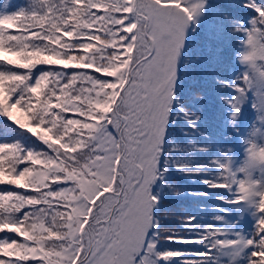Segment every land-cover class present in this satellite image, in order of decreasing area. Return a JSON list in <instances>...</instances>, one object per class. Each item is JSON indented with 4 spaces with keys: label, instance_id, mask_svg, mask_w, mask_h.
Instances as JSON below:
<instances>
[{
    "label": "trees",
    "instance_id": "1",
    "mask_svg": "<svg viewBox=\"0 0 264 264\" xmlns=\"http://www.w3.org/2000/svg\"><path fill=\"white\" fill-rule=\"evenodd\" d=\"M34 2L0 0V232L7 231L0 233V237L11 240L0 241V255L9 258L0 260V264H12L13 258L26 261L37 257L45 264H67L65 246L72 241L67 234L86 215L70 201L69 195L73 193L78 201L84 197L86 192L76 174L89 161L91 148L98 146L89 139L97 140L99 135L97 128H89L90 121L98 119L102 129L108 113H113L111 119L123 113L121 104L114 107L117 95L107 112L98 109L94 99L109 97L127 81L128 70L135 67L134 61L141 51L139 40L124 44V36L119 35L121 29L112 27L122 19L115 14L132 11L135 0L127 6H123L122 0H75L71 14L52 13L49 9L42 14L25 15ZM248 3L264 6V0H207L199 20H191L186 29L153 190L158 200L152 214L159 228H152L150 233L156 242L155 254H182L159 255L155 264H249L256 259L251 254L257 246L240 241L257 233L259 217L264 215L258 207L259 197H254L253 202L255 218L238 221V231L231 234L226 218L231 214L236 191L210 187L205 182L221 171L215 161L228 164L243 118L248 121V147L240 155L241 171L255 135L261 133L258 143H264V123L258 109L255 107L251 113L250 105L240 108L239 103L233 119L230 103L240 96L231 84L240 83L238 77L248 68L238 58L247 34L236 30V22H243L247 29L258 15L255 8L246 6ZM100 7L104 14L95 17L91 9ZM134 30L137 24L129 23L126 31ZM245 47L246 52V43ZM64 69L72 72L65 73ZM90 69L113 79L101 80ZM31 76L34 82L30 83ZM17 92L15 103H9ZM251 92L255 104L254 90ZM182 108L200 114L195 128L185 119ZM69 112L74 115L65 118L64 113ZM258 146L264 151V145ZM31 170H36L35 176L26 174ZM251 172L257 177L256 168ZM238 176L242 182L248 179L242 172ZM65 181L72 184L65 188ZM52 185L57 186L53 189ZM256 194L264 201V194ZM186 216L195 219L188 224L181 219ZM166 229L176 230L175 234L185 240L164 239L172 234ZM209 230L216 235L202 242L191 241V237ZM87 232L89 241L95 239L93 226ZM218 240L237 243H216L209 251V244Z\"/></svg>",
    "mask_w": 264,
    "mask_h": 264
},
{
    "label": "snow or ice",
    "instance_id": "2",
    "mask_svg": "<svg viewBox=\"0 0 264 264\" xmlns=\"http://www.w3.org/2000/svg\"><path fill=\"white\" fill-rule=\"evenodd\" d=\"M74 3L75 0H48L47 4L45 0H35L24 14L28 15L33 12L42 14L49 9L52 13L71 14L70 8ZM113 3H117V0H113ZM131 3L132 0H122L123 6ZM246 6L255 8L258 15L252 18L251 27L247 29L243 27V22H236V30L245 31L247 34L245 41L247 51L243 55V60L247 63L248 68L238 77L240 83L233 82L231 86L241 95L250 89L254 90L256 97L254 107L258 109L259 119L264 123V6H257L255 3H248ZM201 7L202 3L185 4L184 0H180L179 6H170L168 0H135L132 11H121L115 14L122 19L120 24H114L112 27L121 29L119 35L124 36L122 43L128 44L130 41L139 40L141 41L139 44L141 51L139 57L134 61L133 74L127 79L123 89H118L122 98L125 93H128L125 98L127 110L123 112L122 116H117L115 119H111L113 113H108L101 126L102 131L106 132L111 140H108L106 136L107 143L105 144L95 138H89L92 144L99 145L91 148L87 163L88 170L85 173L94 182L95 190L88 193V199L85 200L83 207L86 215L79 218L77 227L83 225L84 229L89 226L95 228V246L93 247L91 241H86L85 233L80 231L78 236L74 235L69 245L65 246L68 253L67 264H73V261L75 264H121V258L115 253L121 249V246L129 243L133 234H135L134 247L129 250L131 258L128 264H155L152 255L155 252L156 242L149 239L146 233L150 228H159L157 221L152 216V208L158 198L151 193L150 185L159 172L158 157L163 148L162 136L165 132L166 121L171 113L174 97L177 53L182 46L186 27L198 15ZM91 12L95 13V17H99L103 16L104 9L103 7L93 8ZM129 23L137 24L139 36L137 30L126 31ZM104 34L107 35V32ZM81 39L86 40L87 37H81ZM71 51L80 50L71 49ZM120 51L123 52L124 49L121 48ZM65 70V73L72 72ZM88 71L101 80L113 79V77L105 76L93 69ZM29 82H34L32 76ZM18 95L19 92L13 94L9 103H15ZM195 95L199 96L200 94L196 93ZM230 103L233 109V119H235L239 111V100L234 99ZM181 111L189 125L195 128V122L201 118L200 114L186 108H182ZM73 115L71 112L64 113L65 118ZM13 122L15 123V121ZM121 139L123 143H118L117 141ZM258 144L264 145V143ZM47 149L48 153L52 152L48 146ZM214 163L221 171L215 178L205 182L210 187L235 189L236 196L232 201L234 203L248 202L249 194L243 188L245 182L235 179L240 172L233 170L230 164H225V162L215 161ZM23 165L25 167L27 161ZM18 167L23 168L21 165ZM125 169L127 172L124 171ZM129 173L131 175H128ZM123 176L128 177L126 181L122 178ZM252 179L255 180L254 177ZM63 184L67 188L72 184V181H65ZM261 184L262 182L259 181L254 187L256 192L264 194V187ZM56 186L52 185L53 189ZM256 192L251 193V199L259 197L258 207L261 212H264V201L261 200V195H257ZM105 197L111 198L108 210H104L102 204ZM23 211L21 210V215H23ZM98 216H103V219H98ZM181 219L191 224L195 217L186 216ZM93 221L96 222L95 225H93ZM164 231L172 233L163 237L164 239L179 242L185 240L183 236L176 235L174 229ZM6 232L5 230L0 233ZM156 235L159 233L157 232ZM215 235L216 232L209 230L204 235L193 236L190 239L192 242H202ZM19 239L22 238L19 237ZM5 240L11 243L7 236L0 237V241ZM216 243L236 244L237 241H214L209 244V251ZM240 243L257 246V250L251 254L256 259L250 260L249 264H264V215L259 217L257 233L254 237L246 241L242 239ZM181 254L179 251L156 253L157 256L166 257ZM8 259V257L0 255V260ZM30 261L45 264V261L38 257L29 258L26 261H18L13 258L12 264H28Z\"/></svg>",
    "mask_w": 264,
    "mask_h": 264
},
{
    "label": "rangeland",
    "instance_id": "3",
    "mask_svg": "<svg viewBox=\"0 0 264 264\" xmlns=\"http://www.w3.org/2000/svg\"><path fill=\"white\" fill-rule=\"evenodd\" d=\"M179 2H180V0H168V4L170 6H179ZM184 3L185 4L202 3V7H201L198 15H196L195 18L193 19V20H197V19L199 20L200 15H201L200 13L203 12V10H204L203 6L207 4V0H184ZM202 8H203V10H202ZM187 27H186V29H187ZM139 35H140V33L138 34V36ZM185 35H186V30H185ZM185 39H187V38L184 37L182 46L180 47V49L178 50V53H177V57H176V61H175L174 82H175L177 76L179 75V66H180V62H181L180 59H181V55L183 52V45H184ZM140 42H139V44H140ZM245 48H246L245 43L243 42V44H242L243 51L241 52V54L238 57L240 60V63L243 64V66L246 65V62L243 60ZM132 69L133 68H129L127 79L132 75ZM243 71H245V70H242V72ZM121 75H123V77H124V72H122ZM124 84H125V82L121 83V87H119L118 89L122 90ZM118 89H117V91H112V93L109 97H105L104 99H101V100L100 99L98 100V97L96 96L95 97L96 99H94V105L96 107H98V109L102 110V112H107V111H109V107L112 105V103L116 99L115 96L117 95V100H116V102H114V107L116 108L119 104H121L123 112L126 111L127 109H126V99L125 98L127 97L128 93H125L124 97L122 98V97H120V92L118 91ZM238 100L240 103V108L243 107L244 105H247V106L250 105V112L251 113L254 112L255 107H254V104L252 103L251 89L242 95L240 94V96L238 97ZM122 115H123V113L120 115L116 114V116H122ZM103 116H104V114L102 115V117ZM167 121H166V123H167ZM247 122L248 121L245 118H243L242 124H241L239 130L236 132L237 143H236L235 148L233 149L232 154L228 160V164H230V167L233 170H238L239 172L241 171V168L239 166L240 155L242 152L246 151V149L248 147V144H247L248 138L246 136ZM99 123H101V121H99L98 119L90 121L89 128L90 127L94 128V129L97 128V131H98L97 133H99V135L97 136V140L100 141V143L106 144L107 142L105 141V137L107 136L108 140H111V137L108 136V134L103 133L102 129H100V127H99L100 126ZM259 135H261V133H258L255 135L256 139H255L253 145L251 146V151L249 153H247V154H249V156H248L247 162L245 164V167L241 171L244 176H246V177L248 176L247 181H244L245 183H243V188L249 194V201L248 202L234 203L232 205V208L230 211L231 214H229V216L226 218L227 221L229 222V229L228 230L231 232V234L236 233L238 231L236 229L238 226V221L243 222V220H247V218L254 219L256 216V207L253 205L254 197L251 199V193L256 192L254 185L257 184L259 181L262 182L261 186L264 187V174H263L264 166H262V165H264V151H262L260 149V147L258 146V143H257L259 140ZM43 140L46 141V135L43 136ZM162 140H163V136H162ZM117 142L123 143V140H122V142H120L119 140ZM158 161H159V158H158ZM87 163H84L83 166H81V170L79 171V173L76 174L77 175L76 180H79V185H80L81 189L86 192L84 194L85 200L88 199V193L95 190L94 182L90 179L89 176L85 175V173L88 170L87 169ZM252 168H256V171L258 172L257 177H255V175L251 172ZM124 171L127 172V169H125ZM35 172H36V170H31V171H28L26 174H28L29 176H35ZM128 175H131V173H129ZM238 175H239V173H238ZM37 176L39 177L40 175H37ZM238 177L239 176L235 177V179H238ZM253 177L255 178V180L252 179ZM104 178H106V177H104ZM122 178L126 181L128 177L123 176ZM157 178H158V176L150 185V191L152 194H153V190L155 189L154 186L157 182ZM68 194H70V192H68ZM77 195H80V193ZM69 199H70V201H72V203H74V204L76 203V206L78 204L83 209L84 203H85L84 199H80L78 201L76 196L73 195V193H71V197L69 195ZM110 203H111V198L105 197V201L102 202L104 210L109 209ZM152 216H153V214H152ZM98 219H103V216H98ZM95 223L96 222L93 221V225H95ZM71 227H72V228H70L71 230L67 234V236L70 237L71 240H73L74 235L78 236L79 232L83 231L85 233L84 239L86 241H89L88 237H86V234L88 233L87 229H84L82 227H79L80 229H78L76 227V225L71 226ZM151 229L152 228H150L147 231L146 235L149 239L155 241L154 237L150 235V233H152ZM93 236L94 237L96 236L95 228H94ZM134 236H135V234H133V238H134ZM133 238H130L129 243L127 245L121 246V249L117 250L115 253L116 256H119L121 258V264H128V261L131 258L129 250H130V248L134 247ZM91 243L94 247L95 246V239L91 240ZM152 258L154 259V261L157 260V255L155 254V252L153 253ZM73 263L75 264V261H73Z\"/></svg>",
    "mask_w": 264,
    "mask_h": 264
}]
</instances>
